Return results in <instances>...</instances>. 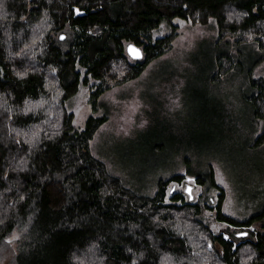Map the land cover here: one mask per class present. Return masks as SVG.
<instances>
[{"label": "trees", "instance_id": "trees-1", "mask_svg": "<svg viewBox=\"0 0 264 264\" xmlns=\"http://www.w3.org/2000/svg\"><path fill=\"white\" fill-rule=\"evenodd\" d=\"M176 20L215 29L205 87L236 70L230 45H257L264 58V0H0V263L264 264V205L242 220L224 214L211 163L139 195L90 151L107 118L77 129L67 111L80 90L95 105L137 78L169 49ZM127 44L143 59L130 60ZM246 82L251 123H262L249 147L259 149L264 77ZM188 181L200 187L195 202L184 201L186 186L170 193Z\"/></svg>", "mask_w": 264, "mask_h": 264}, {"label": "rangeland", "instance_id": "rangeland-1", "mask_svg": "<svg viewBox=\"0 0 264 264\" xmlns=\"http://www.w3.org/2000/svg\"><path fill=\"white\" fill-rule=\"evenodd\" d=\"M179 23L173 22L177 35L169 49L137 78L92 97L95 105L88 103L89 92L80 90L67 111L74 114L77 129L90 116L107 118L90 151L137 194L154 195L160 180L174 174L191 179L204 174L211 163L215 181L225 191L222 212L246 219L264 205V145L249 147L262 123H251L246 101L247 79L264 77L263 50L254 44L230 45L228 54L236 60V70L208 88L206 64L218 54L211 47L215 29ZM165 31L168 34L171 28ZM217 100L223 111L215 112L211 102ZM183 189L184 185L177 188ZM199 192L195 186L193 195Z\"/></svg>", "mask_w": 264, "mask_h": 264}, {"label": "water", "instance_id": "water-1", "mask_svg": "<svg viewBox=\"0 0 264 264\" xmlns=\"http://www.w3.org/2000/svg\"><path fill=\"white\" fill-rule=\"evenodd\" d=\"M129 46H132V48L138 50V52H139V56L134 55V54L130 51ZM125 52H126L127 57H128L130 60H132V61H136V62H138V61H140V60L143 59V51H142V49L139 48V47H137V46L134 45V44H127V46H126V48H125ZM188 189L191 190L190 193H189ZM185 194H187L189 201H191V200L193 199V195H192V187H191L190 185H187V186L185 187ZM240 233H246V234H247V232H245V231H244V232H239V233H237V235H236L238 238H242V239H244V238L247 237V235H240ZM224 238H225V237H224ZM237 245H239V244H236V246H237ZM233 249H235V246L233 247Z\"/></svg>", "mask_w": 264, "mask_h": 264}, {"label": "flooded vegetation", "instance_id": "flooded-vegetation-1", "mask_svg": "<svg viewBox=\"0 0 264 264\" xmlns=\"http://www.w3.org/2000/svg\"><path fill=\"white\" fill-rule=\"evenodd\" d=\"M183 185H184V187L187 186V185H190L192 187V195H193V191L195 189V185H194L193 181H189V183L187 182V183H184ZM183 185H181L180 187H182ZM177 188L178 187H176L175 184H174L172 186V189H171L170 193L173 192L174 190L176 191ZM199 194L200 193L193 195V199L191 200V202L192 201L195 202L198 199ZM183 199H184V201H189L187 194H185V193L183 194ZM236 235H237V233H236ZM235 238H236V242H232V244H231L232 246H234L236 243L241 242L243 240L242 238H238L237 236ZM244 239H247V238H244Z\"/></svg>", "mask_w": 264, "mask_h": 264}, {"label": "snow or ice", "instance_id": "snow-or-ice-1", "mask_svg": "<svg viewBox=\"0 0 264 264\" xmlns=\"http://www.w3.org/2000/svg\"><path fill=\"white\" fill-rule=\"evenodd\" d=\"M77 11H78V10H77ZM178 23H179V21H178ZM60 39L63 40L64 37L61 36ZM129 49H130V51H131L134 55L139 56V52H138V50L132 48V46H129ZM188 191H189V193L191 192L190 189H188ZM240 235H247V234H246V233H240ZM225 239H229V237H228V236H225Z\"/></svg>", "mask_w": 264, "mask_h": 264}]
</instances>
